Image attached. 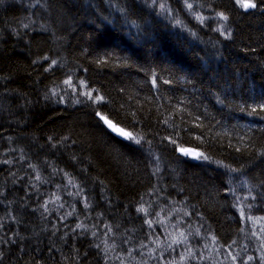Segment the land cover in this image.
<instances>
[{
    "label": "trees",
    "instance_id": "16d2710c",
    "mask_svg": "<svg viewBox=\"0 0 264 264\" xmlns=\"http://www.w3.org/2000/svg\"><path fill=\"white\" fill-rule=\"evenodd\" d=\"M150 1L0 0V264H264V0Z\"/></svg>",
    "mask_w": 264,
    "mask_h": 264
},
{
    "label": "rangeland",
    "instance_id": "374dc122",
    "mask_svg": "<svg viewBox=\"0 0 264 264\" xmlns=\"http://www.w3.org/2000/svg\"><path fill=\"white\" fill-rule=\"evenodd\" d=\"M156 1H159V2H156ZM160 1L161 0H153L150 2L158 4V5H156L157 10H159L160 13L163 12V14H162L163 17H165L166 19H168L170 22H172L174 24L182 26L183 29L187 28L189 34H192L191 32H194V31L191 29V27L189 25H188V27H186L185 24L193 22V21L194 22L202 21L203 23H205V25L209 29H211V27L216 29L218 27V25L217 26L212 25V24L210 25L211 22L206 23L207 20L209 21V19H207L204 16L205 13L203 11H199V10H202V8L200 7V5H198V3L195 0H174L175 3H173L172 1H170V2L166 1L165 4L161 3ZM174 4H176V6L178 7V10H175L176 8H175ZM188 4H191L192 7L189 8L187 6ZM162 5H163V7H162ZM200 17H203V20H201ZM213 22H214V24H216L215 21H213ZM201 27L203 28V26H201ZM222 27L223 26H221L220 28H222ZM204 31H206V30H204ZM213 32H216V31H213ZM66 90H68V92L70 91V94L68 96L64 97L65 92L60 93L62 95V98H63L62 100H64V101H66L65 98H67V100H69L71 103H75V104H80V103L87 104V103H89L91 105H95L97 102L93 93L89 92L86 89L83 82H79V83L75 82L74 83L73 80H69L66 82ZM89 94H91V95H89ZM108 120H110V119H108ZM110 121H112V120H110ZM112 122H114V121H112ZM116 125H118V124L116 123ZM120 127H122V126H120ZM127 132L130 133L128 130H127ZM133 137H135V136H133ZM139 137H142V136H139ZM139 137H135V140L129 139V138H126V139H129L130 141L135 142V143H137L136 141L138 140L139 143H137V144H140L141 141H140ZM183 150H186V149H183ZM183 150H180V152L182 153ZM186 157H188V156H186ZM188 158H191V157H188ZM198 158L200 159L201 157H198ZM152 218L154 219V215L149 214V219L152 220ZM169 221H171V220H169ZM179 227H180V225L178 226V229H179ZM149 228H150V226H149ZM155 228H156V226H155ZM155 228L153 230V235L151 236L152 240H154L155 242L150 243L151 248H150V245L147 248V250L144 248V250L146 251V252L144 251L146 253V254L144 253V259H145V261L147 260V261L151 262V264L152 263L153 264H159V260H163L165 258V256L167 254H165L164 252H161V251H154V250L159 246V243L166 241L165 237L169 239V237L167 235H164L165 232H163V234L157 233L159 231V229H155ZM147 236H149V235L147 234ZM158 236H160V237H158ZM174 236H176V235L172 234V239L174 238ZM178 241H180V240L178 239ZM177 244L178 243H175L176 248L180 249V251H179L180 255L186 256V252H184L182 250L183 248H181V245L178 246ZM125 247L126 246H124V248ZM122 262L125 263L126 261H122ZM149 262H147L146 264H148ZM134 263H135V261H134ZM125 264H130V263H125ZM132 264H133V262H132Z\"/></svg>",
    "mask_w": 264,
    "mask_h": 264
},
{
    "label": "snow or ice",
    "instance_id": "6c2138e0",
    "mask_svg": "<svg viewBox=\"0 0 264 264\" xmlns=\"http://www.w3.org/2000/svg\"><path fill=\"white\" fill-rule=\"evenodd\" d=\"M236 2L239 3L241 5V7H243L246 10L249 9V8L254 9V8L257 7L256 0H236ZM187 6L189 8L192 7L191 4H188ZM162 7H163V5H162ZM219 15H220L221 19H223V20L227 19V17H225L223 15V13H220ZM200 19L203 20V17H200ZM154 83H155V81H154ZM89 95H91V94H89ZM96 100H97V102H100V101L103 100V97H97ZM262 107H264V106H262ZM101 119H103L104 122L108 125V127L111 128L113 131L119 132L120 135L125 136V137H127L129 139L135 140V137H133L131 133H127V132H124L122 129L116 128V126L113 125L111 121L107 120V118L101 117ZM136 142L139 143L138 140ZM149 223H151V222H149ZM179 242L180 241H174V243H179ZM233 259H235V257H233ZM248 259L252 260V259H254V257H249Z\"/></svg>",
    "mask_w": 264,
    "mask_h": 264
},
{
    "label": "water",
    "instance_id": "95a60500",
    "mask_svg": "<svg viewBox=\"0 0 264 264\" xmlns=\"http://www.w3.org/2000/svg\"><path fill=\"white\" fill-rule=\"evenodd\" d=\"M249 9H252V8H249ZM108 120V119H107ZM110 121V120H109ZM112 122V121H111ZM106 124V123H105ZM113 125L116 126V128L118 129H122L124 132H127V130L123 129V127H120V125H116L115 122H112ZM106 126L108 127V125L106 124ZM108 129L113 132L116 136L122 138V139H126L127 137L125 136H122L119 134V132H116V131H113L111 128L108 127ZM128 133V132H127ZM182 153L188 157H191L193 159H197L199 156H200V152L196 149H186V150H183Z\"/></svg>",
    "mask_w": 264,
    "mask_h": 264
},
{
    "label": "bare ground",
    "instance_id": "6f19581e",
    "mask_svg": "<svg viewBox=\"0 0 264 264\" xmlns=\"http://www.w3.org/2000/svg\"><path fill=\"white\" fill-rule=\"evenodd\" d=\"M191 149H193V148H191Z\"/></svg>",
    "mask_w": 264,
    "mask_h": 264
}]
</instances>
